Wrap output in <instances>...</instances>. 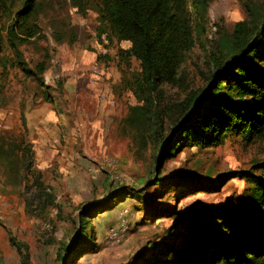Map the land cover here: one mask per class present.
I'll list each match as a JSON object with an SVG mask.
<instances>
[{"label": "rangeland", "instance_id": "rangeland-1", "mask_svg": "<svg viewBox=\"0 0 264 264\" xmlns=\"http://www.w3.org/2000/svg\"><path fill=\"white\" fill-rule=\"evenodd\" d=\"M13 1L12 12L0 14V147L8 154H0V264H140L155 245L184 232L182 220L189 212L197 211L210 224L203 216L208 210H233L249 196L251 183L239 174L262 173L264 141L247 142L235 135L210 149L185 147L168 159L162 150L176 122L186 116L187 98L213 72L211 56L230 59L235 25L259 22L264 0H210L204 19L197 23L194 16L195 46L177 83L151 94L163 119L160 134L154 116L149 121L131 112L142 106L137 96L146 94L139 88L144 85L138 63L131 61L129 69L118 58L119 50L130 45L109 40L100 84L111 86L98 92L99 86L90 85L88 72L95 61L83 64L84 55L95 54L101 0H87L85 17L72 0H40V33L25 39L15 32L9 42L8 27L25 0ZM40 62L46 63L41 73L36 67ZM90 65L87 71L80 69ZM105 160L115 163L122 183L109 171L91 177L89 167ZM179 176L197 178L213 189L189 194L195 184L185 181L166 189L156 182H175ZM118 188L123 192L112 195ZM102 203V213L87 220L66 260L82 212ZM123 208L129 210L127 232L119 244L108 245L106 233L119 224ZM153 210H160V217ZM13 240L24 246V255L28 248V261Z\"/></svg>", "mask_w": 264, "mask_h": 264}, {"label": "trees", "instance_id": "trees-1", "mask_svg": "<svg viewBox=\"0 0 264 264\" xmlns=\"http://www.w3.org/2000/svg\"><path fill=\"white\" fill-rule=\"evenodd\" d=\"M72 1L78 14L85 17L89 10L87 0ZM39 2H23L15 21L8 27L9 42L13 41L15 32L25 39L40 33ZM13 3V0H0V14H10ZM209 3L210 0L100 1L97 36L106 35L108 40L130 45L119 50L118 58L129 69L131 61L138 63L140 82L144 85L140 84L139 88L143 87L141 93L146 94L137 96L142 106L131 108V112L149 121L154 116L159 134L164 130L163 119L156 105L153 106L156 102L151 94L159 86L177 83L181 67L195 46L193 19L196 17L197 23L204 19ZM231 53L229 60L222 54L211 56L214 70L206 78L205 86L187 98L186 116L176 122L162 150L165 159L192 145L203 150L213 148L235 135L247 142L264 141V16L251 25L246 21L235 25ZM36 67L41 73L46 63L40 62ZM22 70L32 75L26 68ZM0 154L8 155L3 147ZM261 168L260 175L239 174L251 183V189L247 198L235 204V209L222 206L208 210L203 216L211 220L210 224L201 221L197 211L189 212L182 220L184 232L173 236L171 242L166 240L155 245L151 257L140 264H264V164ZM187 178L179 176L175 182L160 179L156 182L166 189L184 185L185 181L195 184L197 188L189 194L213 189L202 186L197 178ZM121 189H113L112 195L121 194ZM105 205H93L82 212L78 233L65 250L66 260L72 257L71 251L83 237L87 220L100 215ZM158 213L160 210L152 211L154 217H160ZM12 244L28 261V248L25 247L24 255L22 244H15L14 240Z\"/></svg>", "mask_w": 264, "mask_h": 264}, {"label": "built area", "instance_id": "built-area-1", "mask_svg": "<svg viewBox=\"0 0 264 264\" xmlns=\"http://www.w3.org/2000/svg\"><path fill=\"white\" fill-rule=\"evenodd\" d=\"M216 31V29H214ZM109 46V40L106 35H101L96 43V47L94 48L96 60L92 66V68L89 70V80L91 86H98L101 81L104 79V64L105 60L110 56V50L108 48ZM106 95L101 94V100H105ZM113 172L115 173V181L118 183L123 182L122 175H119L116 173L117 168L113 161L111 160H105L100 164H95L91 167H89L88 172L91 175L92 178H96L100 174L104 172ZM129 216V210L126 208L121 209L118 212V219L119 224L117 226H112L108 229L106 233V241L108 245H115L119 244L121 239L124 236V233L127 232L128 229V223L127 218Z\"/></svg>", "mask_w": 264, "mask_h": 264}, {"label": "crops", "instance_id": "crops-1", "mask_svg": "<svg viewBox=\"0 0 264 264\" xmlns=\"http://www.w3.org/2000/svg\"><path fill=\"white\" fill-rule=\"evenodd\" d=\"M118 44V43H117ZM124 44H128V43H121V44H118L119 46H121V45H124ZM128 46H129V44H128ZM95 59H96V56H95V54L94 53H87V55L85 56L84 55V60H86V62H84L83 64H86L87 62L89 63V64H91L92 65V63L95 61ZM91 65H90V67L89 66H83L82 68H80L81 70H84V69H86L85 71H87V70H89L90 68H91ZM74 76V73H72V74H70V76ZM101 82H103V81H101ZM109 82V81H108ZM99 86V88H98V92L100 91V92H107L108 91V87L109 86H111V84H105V85H101V84H99L98 85Z\"/></svg>", "mask_w": 264, "mask_h": 264}]
</instances>
